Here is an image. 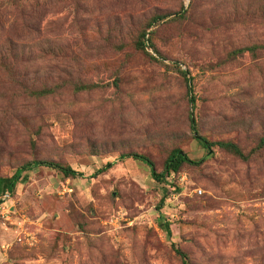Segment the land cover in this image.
Returning <instances> with one entry per match:
<instances>
[{"label":"rangeland","instance_id":"1","mask_svg":"<svg viewBox=\"0 0 264 264\" xmlns=\"http://www.w3.org/2000/svg\"><path fill=\"white\" fill-rule=\"evenodd\" d=\"M7 36L0 177L81 174L0 196V264H264V0H0Z\"/></svg>","mask_w":264,"mask_h":264},{"label":"trees","instance_id":"2","mask_svg":"<svg viewBox=\"0 0 264 264\" xmlns=\"http://www.w3.org/2000/svg\"><path fill=\"white\" fill-rule=\"evenodd\" d=\"M36 2H37V0H36ZM12 31H13V33H15V28H13ZM143 36H144V33H143ZM24 49L27 50L28 48H25L20 43H18V41L15 37H13V36L8 37L7 36L4 39V41H0V62L4 66H6V64H10L12 66V63H13L12 61H14L16 55L19 53V51L23 53ZM9 59H11V61H9ZM190 102H191V105H193V99L192 98L190 99ZM189 119H190V128L192 130H195V122H194V119H193L191 113H189ZM196 138H197V141L204 148L209 149L210 146L213 145L212 142H209L208 140H206L202 136L197 135ZM262 142H264V138L262 139ZM218 144L222 147L231 149L236 153L239 152V149L237 148V146L230 143V142H219ZM127 158H130L133 160H139V161H142L143 163H145L150 168V174H151L152 178H154L155 180H160V181L163 180L166 175H169L170 172H176L182 163L188 162V163L198 164V163H200V161L203 160L202 158H200L198 160H190L185 154L182 153V151H180L178 149H173L170 152V154L167 156V158L165 159V161L163 163L162 171L157 173L154 169L153 162L149 158H147L146 156H144L142 154H138L136 152L120 154L118 156V159H120V160L127 159ZM113 164H114V161L106 162L102 167H100L96 170L95 174L108 170L109 168H111L113 166ZM43 165L51 167V168H55V169L59 170L65 176L76 177V176H79L81 174L80 172L72 169L71 167L64 166L58 162L45 161V160L28 161V162H25L24 164H22L20 167H18L11 176L0 177V196L2 194H4L5 192L10 193L13 190V188L17 182H21L22 179L26 178L27 173H25L22 176L23 172H27V171L35 168V167L43 166ZM163 201H164V198H161L160 204H162ZM160 225L165 230V232L167 234L170 233L169 226H168L167 222H165L164 224H160ZM176 253L180 256V258L182 260V264H190L188 262V260L186 259L185 253H183L179 249L176 250Z\"/></svg>","mask_w":264,"mask_h":264},{"label":"built area","instance_id":"3","mask_svg":"<svg viewBox=\"0 0 264 264\" xmlns=\"http://www.w3.org/2000/svg\"><path fill=\"white\" fill-rule=\"evenodd\" d=\"M200 191H201V190L199 189V190H198V193H200Z\"/></svg>","mask_w":264,"mask_h":264},{"label":"water","instance_id":"4","mask_svg":"<svg viewBox=\"0 0 264 264\" xmlns=\"http://www.w3.org/2000/svg\"><path fill=\"white\" fill-rule=\"evenodd\" d=\"M181 153V152H180Z\"/></svg>","mask_w":264,"mask_h":264}]
</instances>
